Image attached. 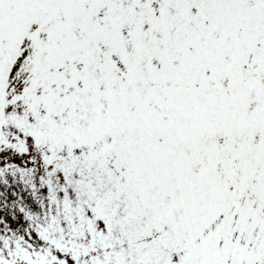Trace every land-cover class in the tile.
Segmentation results:
<instances>
[{
	"label": "snow or ice",
	"instance_id": "obj_1",
	"mask_svg": "<svg viewBox=\"0 0 264 264\" xmlns=\"http://www.w3.org/2000/svg\"><path fill=\"white\" fill-rule=\"evenodd\" d=\"M0 264H264V0H0Z\"/></svg>",
	"mask_w": 264,
	"mask_h": 264
}]
</instances>
